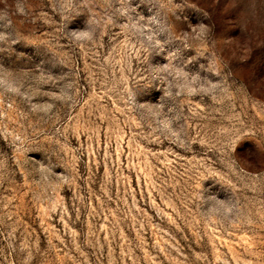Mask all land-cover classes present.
<instances>
[{"label":"rangeland","instance_id":"rangeland-1","mask_svg":"<svg viewBox=\"0 0 264 264\" xmlns=\"http://www.w3.org/2000/svg\"><path fill=\"white\" fill-rule=\"evenodd\" d=\"M0 264H264V0H0Z\"/></svg>","mask_w":264,"mask_h":264},{"label":"clouds","instance_id":"clouds-1","mask_svg":"<svg viewBox=\"0 0 264 264\" xmlns=\"http://www.w3.org/2000/svg\"><path fill=\"white\" fill-rule=\"evenodd\" d=\"M224 213L226 214L227 212L231 211L230 206H227L223 209Z\"/></svg>","mask_w":264,"mask_h":264}]
</instances>
